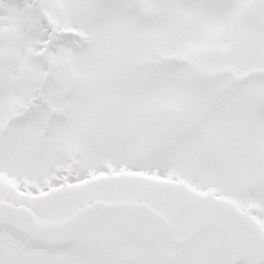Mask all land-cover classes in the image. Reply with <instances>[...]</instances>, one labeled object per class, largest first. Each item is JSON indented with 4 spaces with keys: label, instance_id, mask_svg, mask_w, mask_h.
<instances>
[{
    "label": "snow or ice",
    "instance_id": "6c2138e0",
    "mask_svg": "<svg viewBox=\"0 0 264 264\" xmlns=\"http://www.w3.org/2000/svg\"><path fill=\"white\" fill-rule=\"evenodd\" d=\"M0 264H264V0H0Z\"/></svg>",
    "mask_w": 264,
    "mask_h": 264
}]
</instances>
